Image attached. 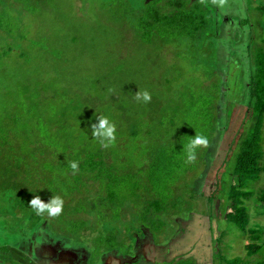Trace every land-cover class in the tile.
Listing matches in <instances>:
<instances>
[{
	"label": "rangeland",
	"instance_id": "374dc122",
	"mask_svg": "<svg viewBox=\"0 0 264 264\" xmlns=\"http://www.w3.org/2000/svg\"><path fill=\"white\" fill-rule=\"evenodd\" d=\"M146 1L0 0V210L12 208L17 214L12 213L17 226L11 227L14 236V232L19 234L16 240L29 237L44 247V251H35V259L40 257L43 262L48 257L50 264H227L233 258L245 264H264V205L254 202L264 187L263 175L252 184L253 195L244 202L248 231L240 233L227 223L222 225V189L240 133L238 124L243 118V96L251 70L247 60L252 51L250 24L257 27L262 23L264 0H227L222 7L211 0L204 4L188 0L190 11L203 16L208 29L197 34L193 43L180 38L172 43L164 41V45L159 40L146 42L136 28L139 15L145 18L146 11L155 10L159 16L170 12L168 0ZM188 8L185 13L190 14ZM191 51L198 60H211L206 65L211 64L223 83H228L222 103L216 105L221 132L208 138L212 143L205 149V158H196L184 169H170L171 174L162 181L164 190L172 192L169 199L173 208L153 219L154 224L159 223L155 225L158 231L137 221L144 209L137 206L139 203H124L110 216L106 208L98 206L83 212L86 207L78 204V199L93 198L99 185L79 188L77 197L66 199L74 196L79 186L71 183L73 179L65 172L75 154L84 155L82 150L100 152L104 164L130 165L128 170L133 173L137 169L133 149L141 146L144 137L143 133L131 136L129 129L131 120L138 124L148 120L146 111H153L151 123L160 118L163 127L168 126V120L174 125L155 136L179 133L188 124L211 132L207 128L210 116L204 112L211 100L208 96L200 100L208 85L203 88L198 84L200 75L191 66ZM180 74L183 79L177 78ZM240 81L242 96L235 99L229 113L230 104L224 100L236 95L234 84ZM139 90L151 94L149 103L134 98ZM189 107V117H181V111ZM173 111L177 112L174 116ZM60 113L64 114L61 118ZM98 116L107 117L116 126L115 143L107 149L91 135V125L98 123ZM62 121L69 125L65 129L67 144L60 139L66 135ZM72 136H77V142L68 145ZM190 138L193 136L175 142L171 149H185ZM53 139L59 141V152L48 155ZM135 155L143 164L145 158L137 152ZM153 172L160 178L158 170ZM140 181L135 191L143 200L148 191L155 190L146 180ZM37 195L45 203L53 195L61 196L62 214L55 218L37 216L29 208ZM70 205L80 210L70 214ZM122 210L121 219L112 221L111 217L120 216ZM109 229L118 245L114 249L124 247L117 257L102 256L108 248L99 238ZM249 230L257 240L250 239ZM74 240L82 246L72 243ZM9 242L18 244L12 237ZM63 242L68 248L61 247ZM250 243L260 250L247 256L245 246ZM13 261L11 264H17Z\"/></svg>",
	"mask_w": 264,
	"mask_h": 264
},
{
	"label": "trees",
	"instance_id": "16d2710c",
	"mask_svg": "<svg viewBox=\"0 0 264 264\" xmlns=\"http://www.w3.org/2000/svg\"><path fill=\"white\" fill-rule=\"evenodd\" d=\"M156 1L158 0H148L146 3L154 4ZM146 3L144 2V4ZM188 3L189 2L186 0H168L166 4L170 8V12L159 16L155 10H151L150 12L146 11L144 12V15L146 16L145 18L140 14L137 21L138 24L136 31L140 34L141 38L149 43L152 40H159V43L164 45L167 44V42L165 43L164 41L172 43V41H176V39L180 38H186L191 43H193L197 34L205 32L208 28L205 26L206 21L204 20L203 16L197 15L196 13L194 15L193 11L191 12L188 8ZM187 8L189 9V12H191L190 14L185 13ZM253 25L255 24H250L251 37L249 41L252 51L250 57L247 55V60L251 62V70L247 80V93L246 96H243L246 98L243 111L244 113L243 118L239 120L238 124L240 133L237 140L235 141L234 151H232L231 154L230 169L227 172L228 179L225 183V180L222 182L224 183L222 189L224 198L222 225L227 223L235 227L240 233L248 231V214L244 206V202L250 200L251 196L253 195L251 188L252 184L258 181L261 175L264 177V19L257 27H254ZM190 53L193 55L192 51ZM190 59L191 66H193V69L196 71V73L199 72L200 75L198 84L203 88L208 85V90L206 91L205 95L200 98V100H203L207 96L211 100L210 104L208 106L206 105L207 107L204 110V112L207 113V117L210 116V123H208L207 128L211 132L208 134L206 130L203 131L202 126L188 124L190 126L186 125L183 127V131L179 133L173 134L165 132L155 136V134H158V131L166 130V127L170 128L174 125L171 122L172 120H168V126L163 127L164 125L162 121H160V118H158L159 121L157 123H151L153 111H146L144 115L146 118H144L148 120H145V122L142 124H138L137 122L131 120L132 125L129 129L131 136H141L143 133L142 137H144L141 146L133 149L134 157L137 159V169L131 173L128 170L130 165L127 166L124 164L123 166H119L118 164L112 163H110V166L106 165L101 159L100 152L86 151V153L85 150H82L84 155L80 156L79 154H75L72 156L73 158L70 161L78 162L79 171L73 175L72 169L69 166L70 162L65 168L66 174L70 175V177L73 179L71 183L74 185H79L77 192L75 194L73 193L74 196H71V198L68 197L66 199L71 200L74 197H77L76 195L80 194L79 188H88L93 186L92 184L95 183V185H99V192H97L93 198L85 196L81 201L78 199V204L86 207V210H82L83 212H87L88 208L94 209V206H98L99 208H106V210L109 212L108 216H110V214L116 213L118 208L124 203H139L137 206L142 205V207L144 206V209L143 212L139 213L140 215L136 218L138 219L137 221L141 224L146 223L150 226L148 229L152 228L154 232L158 231L159 226L155 225H158L159 223L154 224L153 219L173 208V201H170L169 199L172 192H170V189L169 191L164 190L162 186L164 183H162V181H164L165 178L171 174L170 169H184L185 166H189V164L185 163L187 159L185 149L176 148L175 150H172L171 147L175 142H181L182 140L191 136L195 137L196 133L202 134L203 136L207 137V139H212L214 133L216 135L221 132V129L217 126L218 113L216 110V105L222 103V96L225 94H222V92L224 90V92H227L228 83H223L221 78H219L218 72L214 71V68L211 67V64L206 65L210 63L211 60H198L196 57H194V55ZM220 67L222 68V65ZM177 78L183 79V75L180 74L177 76ZM165 83L167 86H169L168 79H165ZM234 88L236 89V95L234 97L231 96L229 100H224L225 103L230 104L229 113L235 99H237L239 96H242L241 91H239L242 89V82H235ZM243 97L242 99H244ZM210 108L212 109V113H214V115L209 113ZM181 112V117H189L191 108H186ZM176 113V111H173V116ZM63 116L64 114L60 113V118ZM65 123L66 121H62L61 127H63V132H65L66 135H61L62 137H60V139L64 140V142L67 144L66 139L69 134L65 131V129L69 127V125H65ZM37 131L41 132V129ZM52 131L59 133V130ZM47 136L48 135H45L43 138H46ZM210 139H208L209 144L212 143ZM68 141H71L68 142V145L72 142H77V136H72V140L70 137ZM26 142L31 144L29 143V140ZM50 142L53 146V149L49 151L48 155H53L54 153L59 152V141L57 139H53ZM61 146H64L63 143ZM205 149L206 148L204 147H200L196 150V156L201 152L200 157H197L198 159L205 158V155L203 156L206 151ZM42 152L43 151H40V155ZM135 152L139 154L141 159L145 158V160L142 161L143 164L140 163V160L135 155ZM26 153H29V151ZM128 156L130 157V155ZM143 165L146 168L144 172ZM157 170L159 171L160 178L154 177L152 175L154 173L153 171ZM167 172L170 173L168 174ZM141 179L146 180V183H149V187L153 185V189L155 190V192L148 191L146 194L147 197H144L143 200L140 194L138 197L137 192L135 191V189L137 190L140 187ZM154 179H157L160 182L154 183ZM217 182L215 186L216 189L218 184ZM254 202L255 204L264 205V187L258 192ZM74 206L75 205L68 206V208L71 210L70 214L73 215H75V213L80 210L79 208L76 210ZM123 212L124 210L121 211L120 216L113 215L111 220L115 221L116 218L120 220ZM156 221L158 222V219ZM108 223L110 224V221ZM80 225L83 226V223H80ZM110 225L113 226V224ZM111 229L114 228L112 227ZM111 229H109L108 233L102 234L99 238L101 244L108 248L107 251L103 252L102 256L111 254L112 256L117 257V252H121L124 247L118 248L117 250L114 249L115 247H118V245H116L115 240H113V233L110 234ZM249 233L250 239L254 241L257 240V236L253 230H249ZM61 241H66L67 245H71L69 244L71 241L68 239H62ZM76 242L77 241L74 240L72 243L75 244ZM76 244L82 246L80 242ZM62 245L63 247L68 248L64 242L61 244V247ZM245 249L246 255L252 256L260 250V247L254 243H250L245 246ZM128 264H137V261L134 263L128 262ZM227 264L245 263L241 262L237 258H233L227 261ZM256 264H263V262L260 261Z\"/></svg>",
	"mask_w": 264,
	"mask_h": 264
},
{
	"label": "clouds",
	"instance_id": "9594fccd",
	"mask_svg": "<svg viewBox=\"0 0 264 264\" xmlns=\"http://www.w3.org/2000/svg\"><path fill=\"white\" fill-rule=\"evenodd\" d=\"M201 4L205 3V0H200ZM212 4L218 6H224L227 0H211ZM134 98L140 102L149 103L151 101V94L147 91H138ZM98 123L91 125V135L94 140H96L101 147L107 149L109 146L113 145L116 140V126L105 116L97 117ZM209 146V141L207 137L202 134L196 133L195 137L190 138L189 143L185 146V151L187 154L186 164H192L196 161V150L200 147L207 148ZM70 168L72 169V174L75 175L79 171V164L77 161L70 162ZM64 200L61 196L53 195L49 202L45 203L42 201L40 196H34L29 202V208H31L37 216H43L47 214L48 217H59L63 212Z\"/></svg>",
	"mask_w": 264,
	"mask_h": 264
},
{
	"label": "crops",
	"instance_id": "0c3cea01",
	"mask_svg": "<svg viewBox=\"0 0 264 264\" xmlns=\"http://www.w3.org/2000/svg\"><path fill=\"white\" fill-rule=\"evenodd\" d=\"M252 4L251 6L259 8L257 5ZM12 213L13 215H17L12 212V208L0 210V264H11L13 260H15L13 262L17 264L19 260H22V264H30L31 258H33L35 264H39V262H41L40 264H50L48 257L45 261L43 260V262L40 257H36L37 259H35V251H44V247L40 248L39 245H35L36 242L34 243L29 237H27L26 241L23 240L22 242H19V239L16 240V238L19 237V234L14 232L16 235L14 236L11 232V227L17 226V223L14 222L12 218ZM10 237H12L18 244L14 245L13 243H10Z\"/></svg>",
	"mask_w": 264,
	"mask_h": 264
}]
</instances>
